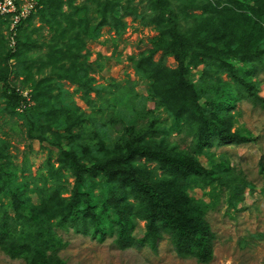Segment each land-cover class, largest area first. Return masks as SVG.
<instances>
[{
	"label": "rangeland",
	"instance_id": "1",
	"mask_svg": "<svg viewBox=\"0 0 264 264\" xmlns=\"http://www.w3.org/2000/svg\"><path fill=\"white\" fill-rule=\"evenodd\" d=\"M37 1L13 47L0 20V73H7L0 84V218L21 220L31 247L52 260L45 264H264V0ZM162 2L206 45L184 61L197 102H218L224 129L245 136L243 143H205L168 49ZM52 12L58 17L50 24ZM13 90L28 99L26 109L9 99ZM135 144L207 170L177 173L144 158L120 165L173 198L176 217L188 203L204 207L215 234L209 261L178 256L162 226L155 251L140 246L153 210L124 174L110 181L82 174L85 190L75 194L72 159L115 166L113 158ZM7 178L20 193V215L2 191ZM74 199L77 208L89 206L75 228L68 221ZM65 215L66 228L57 225ZM48 233L61 240L53 256ZM119 235L139 244L121 247ZM26 263L0 247V264Z\"/></svg>",
	"mask_w": 264,
	"mask_h": 264
},
{
	"label": "trees",
	"instance_id": "2",
	"mask_svg": "<svg viewBox=\"0 0 264 264\" xmlns=\"http://www.w3.org/2000/svg\"><path fill=\"white\" fill-rule=\"evenodd\" d=\"M172 5L171 3L164 5L163 2L161 4V8L167 12V22L163 27L166 28L165 32L170 39L168 49L172 51L173 56L178 63L179 81L187 91L191 113L197 115L201 122L205 143L207 145L215 144L217 146L230 143H243L247 140L245 136L233 132H227L224 129L222 120L219 119L217 114L218 102L208 99L205 101L204 106H201L197 102L194 85L187 83V80L185 79V74L187 72V66L184 63L185 56L193 54L196 47H202V51H204L206 45L198 40L196 36L191 35L187 30L179 27L177 20L173 17L174 11ZM56 17H58V12H52L47 21L50 24L55 23ZM0 20L2 19L0 18ZM221 64L226 67L229 73H234L232 64L224 61L221 62ZM6 83L7 73L2 72L0 73V84L5 85ZM248 91L250 97H257L250 89ZM8 97L11 101H19L25 104L28 103L22 94L20 95V93L18 94L14 90ZM26 108L27 107L24 109ZM137 158L155 161L158 164L168 166L171 170H174L177 173L191 172L198 176H203L208 173L206 169L197 165L195 161L189 158H174L167 155L165 152L151 148L150 146L135 144L129 146L124 153L118 154L113 158V163L117 164L115 166L108 163H94L90 166H86L85 164H80L72 159V166L77 175V188L75 194H81L85 190V184L81 179L82 174L93 173L94 175H98L99 173L106 181H110L112 176L120 172L124 174L127 181L132 182L136 186V188L132 190L133 192L140 190L143 193L153 210V212L145 218L147 222L146 235L140 240V246L144 242H148L149 246L155 251L158 240L161 238L160 230L162 226V228L169 232L171 243L178 256H194L198 262L209 261L211 258V242L214 239L215 234L210 230L209 223L204 219V207H193L192 204L188 203V207L185 208V210H182L181 216L179 215L176 217L177 211L173 210L176 209V204L173 198L163 196L162 193L152 184L136 177L131 169L120 168V165L131 163ZM6 180L9 184L6 188H3L2 191H4L5 195L10 197L11 204L14 206L16 214L20 215L21 209H18V206L20 205V193H17V187L10 184L9 178ZM88 207V205H85L82 208H77L74 199L73 210L68 214V221L71 223V227H77V219L80 215L82 218L87 217L89 214ZM189 215L192 217V220L189 218ZM32 219L35 220L34 217H32ZM66 219V215L62 216L57 220V225L66 228ZM20 221L19 218L6 214L0 218V247H3L12 256L18 255L23 257L27 261L26 264H45L48 261H52L47 257L44 251L36 250L31 247V243L28 239L29 235L25 233L23 227H20ZM49 234L50 233L47 234L44 242L51 250L49 256H53V254H56V251L58 250L57 245L61 244V240L54 234ZM40 242L41 238L37 240L35 245L38 247L39 245L41 246L42 243ZM116 242L121 247L134 245L135 243L139 244L133 238L121 235L116 239ZM52 259L58 261L56 258L52 257ZM60 262L61 261H59V264H61Z\"/></svg>",
	"mask_w": 264,
	"mask_h": 264
},
{
	"label": "built area",
	"instance_id": "3",
	"mask_svg": "<svg viewBox=\"0 0 264 264\" xmlns=\"http://www.w3.org/2000/svg\"><path fill=\"white\" fill-rule=\"evenodd\" d=\"M37 0H0V18L8 23V28L12 32L11 46L15 45L16 30L18 26L36 12ZM28 101V99H26ZM27 104L21 103L20 109Z\"/></svg>",
	"mask_w": 264,
	"mask_h": 264
}]
</instances>
